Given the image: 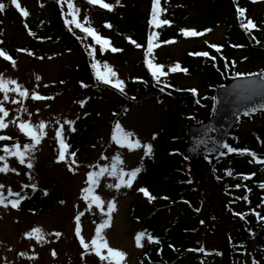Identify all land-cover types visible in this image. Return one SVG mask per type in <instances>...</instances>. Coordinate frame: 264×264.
<instances>
[{
  "label": "trees",
  "instance_id": "16d2710c",
  "mask_svg": "<svg viewBox=\"0 0 264 264\" xmlns=\"http://www.w3.org/2000/svg\"><path fill=\"white\" fill-rule=\"evenodd\" d=\"M103 1L113 5V10L106 11L98 4H89L87 0H74V3L80 10L78 18L81 22L90 21V26L102 37L110 39L114 47L123 50L113 53L117 54L115 57L119 61L140 53L124 96L103 88L112 93L107 94L118 97L117 106L121 109L146 102L169 101L183 115L190 117L188 123L199 124L211 117L215 91L219 87L232 82L243 70L264 76V2L239 0L237 4L236 0H161L163 12L160 18L170 21V26L157 29L150 23L154 0ZM41 2L50 7L52 17L34 23L36 39L60 43L63 51L76 53L78 63L71 71L74 87L81 86L83 82L88 85L85 95L90 100L113 105L96 92L98 82L93 68L94 63L100 67L109 63L110 49L102 51L92 37L74 24H66V18L71 19L67 4L62 7L59 0ZM238 7L247 9V19L253 20L258 30H245ZM5 20L13 21L8 10L0 14V25ZM106 24H111L112 28H107ZM217 27L225 29L219 44L221 52L212 50L208 44L191 50L194 53L207 52L212 59L190 54L181 62L171 59L168 68L179 64L188 70L187 74L177 71L159 83L152 77L144 60L150 35L158 36L153 43L159 44L156 47L159 49L166 46L167 41L180 42L186 38L184 30L206 32ZM129 37L143 47L137 48ZM4 43L5 47H11V44ZM93 47L97 50L95 60L89 54ZM157 57H153L154 62L160 64ZM183 78L193 79L195 84L183 89L178 84ZM191 89L200 96L197 94L194 97L189 92ZM156 93H159L158 97H155ZM95 120V117L87 119L80 131L73 135L70 143L77 146L76 149H81L93 134ZM168 131L159 140L151 141L152 155L141 160L138 167L142 166L143 170L131 190L135 200L128 209L129 220L146 225L147 233L160 241L146 247L138 264H264V220L256 215L259 213L260 217H264V187L261 186L264 185V170L254 173L248 154L228 153L227 149L218 163L212 160L191 163L185 154L183 125ZM182 131L184 134L180 141L178 135ZM227 144L237 149H252L264 160V127L257 129L252 136H244L236 130ZM228 171L232 172L231 176ZM245 176L252 178L244 179ZM202 182L209 186L207 190L201 188ZM220 184L225 187L226 202L214 209V204L210 202L215 197L213 187L217 188ZM142 188L156 197L155 201L146 198L140 191ZM42 199L35 196L32 202L22 206L23 210L43 211L49 204L42 203ZM202 215L218 222L214 226L217 230L211 229L209 239L202 236V229L209 222L202 220ZM162 220H165L166 226L159 231ZM225 220L229 223L228 227L223 224Z\"/></svg>",
  "mask_w": 264,
  "mask_h": 264
},
{
  "label": "rangeland",
  "instance_id": "374dc122",
  "mask_svg": "<svg viewBox=\"0 0 264 264\" xmlns=\"http://www.w3.org/2000/svg\"><path fill=\"white\" fill-rule=\"evenodd\" d=\"M19 2L23 8L28 10L29 16L25 19L18 11L16 25L6 23L2 35L5 39L13 41V48L16 52L18 49L30 48L34 55L19 51V59L15 67L10 61L0 57V74L6 79L16 80L30 94L25 100L15 92L10 91L8 99L0 93V106L8 112L6 117L0 113V119H3L7 125L6 128L0 129V136L11 137L7 141L0 140V157L6 158V161H0V167H3L6 162L10 168L15 169L7 173L0 172V185L4 186L0 191L3 192L5 202L9 203L8 208L0 206V264H109L108 261H101L93 249L85 252L75 234L77 216H80L81 235L87 243H91V240L95 238L97 226L107 219L100 209L94 206L90 208L82 199V190L89 186L86 182L88 174L92 171H99L100 167L109 169V172L101 178L96 190L105 201L104 212H107L109 202L115 201L116 203V209L111 213V224L101 230L102 235L111 248L126 253V259L121 264H137L139 255L149 242L144 239L142 248L136 244L135 238L139 233L144 232L143 228L138 227L134 234L130 232L132 225L127 213L134 197L130 193V188L121 187L117 190L114 186L109 188L108 185H115L119 182L110 174L112 165L116 163L117 155L123 160V165L117 164V168L122 167L125 171H130L138 166L144 156V150L140 148L129 151L111 142L109 137L111 120L115 115L110 108L111 105L104 104L103 101L90 105V101H87L83 94V89L74 87L71 71L78 63L77 54L63 52L60 45L55 42L32 43L33 35L29 34L31 19H49L52 14L51 10L49 8L40 9L38 0H19ZM7 3L11 5V0H7ZM224 32V28L217 27L204 39L198 41L187 39L167 46L159 56L165 62H169L170 59L182 61L188 51L194 47L201 46L205 42L221 43ZM14 49L10 50L12 54L15 53ZM139 59L140 53L132 54L120 61L111 58L110 65H114L113 69L118 72V79L127 81L129 75L133 74ZM37 77L40 79L37 80ZM62 81H64L63 85ZM178 84L181 88L188 89L195 82L193 79L183 78V81ZM96 91L111 101L113 105L119 101L117 96H111L109 94L112 93L107 92L109 93L107 94L101 88ZM37 93L54 97V99L44 101L31 99V95ZM14 100H20L21 103H13ZM81 102H84L83 107H81ZM91 115L96 116L95 130L86 139L87 143L82 147L81 159L76 160V164L72 165L74 171H71L69 163L72 157L69 153L65 162L59 161L60 145L57 133L61 125L64 126L63 134L65 135L71 131V128L79 130V120L82 123L83 116ZM69 120L74 121L71 128L66 123ZM188 120H190L189 116L183 115L175 105L167 101L161 104L150 102L130 107L125 116L121 114L118 116V123L122 128L126 132L133 133L132 139H139L141 144H148L154 135L159 139L171 128ZM41 122L47 125L43 130L45 135L32 152L26 153L24 164H20L18 158L3 151L5 147L14 148L16 143H20L22 147L34 144V141L20 131L19 124L31 123L36 127ZM263 125L264 119L249 121L240 127V132L244 136H249ZM180 137H182L181 134L178 135L179 140ZM180 141L177 143H181ZM28 163H31L33 167L28 168ZM24 185L29 187L25 188ZM32 185L36 186L35 190L48 193L49 196L46 198L50 200L49 208L37 213L22 210L20 206L18 209L12 208L10 198L15 197L13 194L30 191ZM202 186L203 191L209 187L206 186V182H202ZM213 190L215 197L210 202L216 209L215 206L222 207L225 204L226 192L221 184L217 185V188L213 187ZM34 193H30L29 200ZM53 197L55 200L52 199ZM204 219L209 222L203 227L202 236L209 239L211 229L217 230L214 226L218 225V222L202 215V220ZM223 224L227 227L229 225L226 220ZM165 226L166 222L162 220L159 231H163ZM36 228L42 230L43 239H38V234L28 239L27 234ZM54 233H61V235L56 236ZM53 252L56 253L55 256ZM102 254L107 255L106 249L102 251Z\"/></svg>",
  "mask_w": 264,
  "mask_h": 264
},
{
  "label": "snow or ice",
  "instance_id": "6c2138e0",
  "mask_svg": "<svg viewBox=\"0 0 264 264\" xmlns=\"http://www.w3.org/2000/svg\"><path fill=\"white\" fill-rule=\"evenodd\" d=\"M87 2L91 5H97L103 9H107L108 11H112L114 6L110 5L109 3L103 2V0H87ZM253 3H260L264 2V0H252ZM59 3L63 7L65 4H67V7L69 9V14L71 15V19L65 20L66 24L68 25H75L76 28L80 29L81 32L86 33L88 36L92 37L97 45L101 46L102 51H108L109 49L115 53V52H120L123 51L122 49H118L112 45V42L110 39L102 37L95 28L90 26V21L85 20L83 22L80 21L79 17V9L75 6L74 0H59ZM236 3H239V0H236ZM11 4L15 6V8L20 12V14L27 19L29 16V12L27 9L23 8L19 2V0H11ZM6 8V5L2 2H0V12H4ZM237 11L240 14L241 17V23L242 26L245 28V30H258L257 29V24L251 20L247 19L246 13L247 9L244 8H237ZM163 12V9L161 7V0H154V8L151 16L150 23L153 27L155 28H161L164 25H169L170 26V21L166 19H161V14ZM246 20V23H245ZM27 27V25H25ZM107 28H112L111 24H106L105 25ZM212 29H208L206 32H198L196 30H184L183 35L186 37H202L210 33ZM30 35H34L31 33L29 30ZM158 39L157 35H150L149 41L147 44V56L148 59L146 60L147 68L149 72L151 73L152 77L159 83L161 81L162 77H166L168 75V72L165 71V66L162 64H157L154 62L153 59V52H154V47H159V44H154L153 42ZM129 41L134 44L137 48L143 47L142 45L138 44L135 40H133L131 37H129ZM175 41H167L166 43H174ZM0 43H3V41H0ZM210 47L215 48L217 52L222 51V46H217V45H210ZM18 51H26L23 49H18ZM96 48H91L90 55L92 56L93 60H95L96 56ZM28 55H34L32 52H28ZM193 55L197 56H203L209 59H212L213 57L210 56L209 53L207 52H201V53H194ZM0 57H3L5 60L10 61L12 66H16V61L8 55L3 49H0ZM40 59H43V57H40ZM103 67L107 70V75H102L101 72L98 69V64L94 63L93 68L97 69L96 72V79L101 81L102 83L106 85H111L113 88L119 90L122 94L124 93L125 90V83L123 80L120 79H115L114 81L110 77H118V73H116L110 66L107 64L103 65ZM170 72L175 73L177 71H183L185 74H187L188 70L185 68H182L179 64H176L175 66L171 67L169 69ZM239 76V74H238ZM40 77H37V80H39ZM143 82V81H141ZM81 86L84 88H87L88 85L84 84L83 82L81 83ZM47 87V85H46ZM163 91V89H161ZM15 92L19 97L23 99H28L30 94L29 91L24 88L22 85H20L16 80L14 79H6L2 74H0V93L4 94L5 99H8V94L9 92ZM195 93V90H192ZM31 99L36 100V101H44L48 99H54V97H48L40 94H33L31 95ZM133 99H135L133 97ZM13 103H21L20 100H14ZM84 106V102H81V107ZM24 111H27V109H24ZM0 113L3 114V116H7L8 112L5 110L4 107L0 106ZM247 115V113H245ZM15 123V121H13ZM59 123V122H58ZM66 123L71 127L74 124V121H66ZM6 124L3 119H0V129L6 128ZM47 127L46 124L41 122L38 126L34 127L31 125V123H20L19 128L20 131L23 132L26 136L30 138L31 141H34V144H28L24 145L23 147L21 146L20 143H16L14 148H8L5 147L3 151L5 153H8L10 155L15 156L18 158L20 164H24L26 160V153H30L34 150V147L36 145H39L41 143V140L45 133L43 130ZM63 125H61L60 131L57 133V138L59 140V145H60V154H59V161L60 162H65L66 161V155L69 153V145L66 143L64 137H63ZM38 129V130H37ZM72 131H74V128H71ZM133 133L131 132H126L122 126L117 123L115 127V132L114 135L112 136L113 142L118 145L120 148H127L129 151H135L137 149L143 148L144 150V155L145 156H151L153 152V148L151 144H141V141L139 139H132ZM11 139L9 136H0V140L7 141ZM153 139H155V135L153 136ZM223 147L227 149L228 153H238V154H248L255 160L257 163H262L264 164V160L258 159L256 157V154L254 152H251L248 149H237L229 146L228 144H224ZM72 159L71 162L69 163V170L74 171L72 168V165L76 164V153L71 152L70 153ZM106 159V157H105ZM0 161H6L5 157H0ZM116 163L112 165L111 172L110 174L117 179L119 182L116 183L115 185L109 184L108 187L112 188L113 186L119 190L121 187H126V188H131L134 181L140 174V172L143 170L142 166L137 167L135 169H132L130 171H125L122 167L117 168V164L123 165V160L119 155L115 157ZM28 168H32L33 165L31 163L27 164ZM9 171H15V169H12L8 166V164L5 162L3 167H0V172L7 173ZM109 169L100 167L99 171H92L88 174L87 176V184L89 185L88 187H85L83 191V196L82 199L89 205L91 208L94 206L97 209H100L102 213L107 217V219L99 224L96 229V235L95 238L91 240V243H87L84 239V237L81 235V226H80V216L76 217V236L79 238V242L85 252H87L89 249H93L94 253L97 257L100 258L101 261H108L109 264H121L122 261L126 259V253L113 249L109 246L106 238L102 235L101 230L105 229L106 227L110 226L111 224V213L116 209V203L115 201H111L107 204V212H104L105 208V201L102 199V197L97 194L96 190L99 187L100 180L101 178L105 175V173H108ZM229 176L232 175L231 171H228L227 173ZM255 174L253 173L252 176ZM251 176H245L244 179H251ZM264 187V185H261ZM3 185H0V190L3 189ZM25 188L29 187L28 185H24ZM33 190L36 189L35 185L31 186ZM239 187V185H237ZM10 191V190H9ZM141 192L144 193V195L151 201H155L156 197L152 196L149 191L146 188L140 189ZM45 195L48 193L45 192ZM14 196L17 197V199H14L10 201V205L12 208L18 209L19 205L21 203L20 200V193H14ZM164 199H168L167 197H164ZM63 203V202H62ZM0 206H3L4 208L9 207V203L5 202V198L3 195V192L0 191ZM237 215H240L241 218L243 219L244 216L241 215L240 213H237ZM258 218L264 220V217H260L259 213H256ZM34 234H38L37 238L38 239H43V234L42 230L40 228H36L33 230V232L27 234L28 239H32ZM54 235L59 236L61 233H54ZM136 244L138 247H143L142 241L144 239H147L149 243H160V241L153 237L152 235L141 232L136 236ZM107 251V255H103L102 251L105 250ZM189 251H195L194 249H190ZM53 256L56 255L55 252L52 253Z\"/></svg>",
  "mask_w": 264,
  "mask_h": 264
},
{
  "label": "water",
  "instance_id": "95a60500",
  "mask_svg": "<svg viewBox=\"0 0 264 264\" xmlns=\"http://www.w3.org/2000/svg\"><path fill=\"white\" fill-rule=\"evenodd\" d=\"M258 112H264V80L260 77L238 79L221 88L212 119L199 127H188V156L194 162L207 157L219 160L239 119Z\"/></svg>",
  "mask_w": 264,
  "mask_h": 264
}]
</instances>
